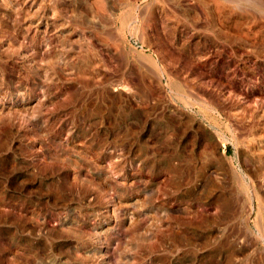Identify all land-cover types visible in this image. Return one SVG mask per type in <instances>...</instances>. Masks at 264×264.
<instances>
[{"label":"rangeland","instance_id":"374dc122","mask_svg":"<svg viewBox=\"0 0 264 264\" xmlns=\"http://www.w3.org/2000/svg\"><path fill=\"white\" fill-rule=\"evenodd\" d=\"M0 264H264V0H0Z\"/></svg>","mask_w":264,"mask_h":264}]
</instances>
